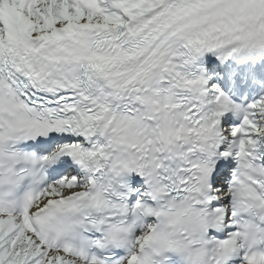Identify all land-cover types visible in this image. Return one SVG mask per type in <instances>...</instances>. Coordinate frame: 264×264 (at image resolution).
Wrapping results in <instances>:
<instances>
[{
    "label": "snow or ice",
    "instance_id": "6c2138e0",
    "mask_svg": "<svg viewBox=\"0 0 264 264\" xmlns=\"http://www.w3.org/2000/svg\"><path fill=\"white\" fill-rule=\"evenodd\" d=\"M0 264H264V0H0Z\"/></svg>",
    "mask_w": 264,
    "mask_h": 264
}]
</instances>
